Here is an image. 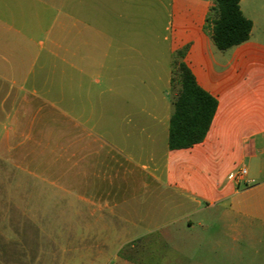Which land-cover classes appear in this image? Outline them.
I'll return each mask as SVG.
<instances>
[{
	"label": "crops",
	"instance_id": "crops-1",
	"mask_svg": "<svg viewBox=\"0 0 264 264\" xmlns=\"http://www.w3.org/2000/svg\"><path fill=\"white\" fill-rule=\"evenodd\" d=\"M211 4L0 0V188L28 210L0 228V264H201L264 240L244 232L264 229V21L219 51ZM183 48L218 104L201 143L170 150Z\"/></svg>",
	"mask_w": 264,
	"mask_h": 264
},
{
	"label": "trees",
	"instance_id": "trees-1",
	"mask_svg": "<svg viewBox=\"0 0 264 264\" xmlns=\"http://www.w3.org/2000/svg\"><path fill=\"white\" fill-rule=\"evenodd\" d=\"M240 0H213L203 25L213 45L224 51L247 41L252 22L240 9ZM186 48L173 58L171 75L172 114L169 122L170 150L186 149L201 143L217 109V99L203 90L183 62Z\"/></svg>",
	"mask_w": 264,
	"mask_h": 264
},
{
	"label": "rangeland",
	"instance_id": "rangeland-1",
	"mask_svg": "<svg viewBox=\"0 0 264 264\" xmlns=\"http://www.w3.org/2000/svg\"><path fill=\"white\" fill-rule=\"evenodd\" d=\"M241 10L245 17L254 19L259 25L264 21V0H244ZM205 34L208 35L206 32ZM215 54L217 63L213 64L214 72L212 77L215 81H219L218 51ZM227 56L228 60H230L231 55ZM230 74L231 71L228 70V75ZM241 166L242 163L239 164V167ZM13 196L16 197L17 194H13L7 186L3 185L0 188V228L9 236L16 235L23 214L28 212L27 209L7 207L8 204H11L10 200H13ZM244 232L250 235L253 233L262 235L264 229L262 227L252 228L251 226H245ZM255 250L257 252H254ZM195 258L201 264H264V240L259 239L255 244L250 238L245 240L242 243V252H195Z\"/></svg>",
	"mask_w": 264,
	"mask_h": 264
},
{
	"label": "built area",
	"instance_id": "built-area-1",
	"mask_svg": "<svg viewBox=\"0 0 264 264\" xmlns=\"http://www.w3.org/2000/svg\"><path fill=\"white\" fill-rule=\"evenodd\" d=\"M244 174H245V169L242 168L241 171L239 172V176H242V175H244Z\"/></svg>",
	"mask_w": 264,
	"mask_h": 264
}]
</instances>
